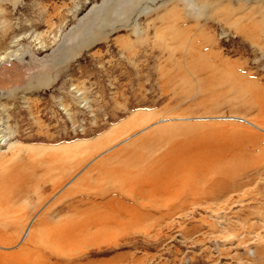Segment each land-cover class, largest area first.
<instances>
[{
    "label": "rangeland",
    "instance_id": "rangeland-1",
    "mask_svg": "<svg viewBox=\"0 0 264 264\" xmlns=\"http://www.w3.org/2000/svg\"><path fill=\"white\" fill-rule=\"evenodd\" d=\"M3 56L0 264H264V0H0Z\"/></svg>",
    "mask_w": 264,
    "mask_h": 264
},
{
    "label": "bare ground",
    "instance_id": "bare-ground-1",
    "mask_svg": "<svg viewBox=\"0 0 264 264\" xmlns=\"http://www.w3.org/2000/svg\"><path fill=\"white\" fill-rule=\"evenodd\" d=\"M7 54V53H6ZM6 56V55H5ZM5 56H3V57H0V61L3 59V58H5ZM12 59V58H11ZM4 60V59H3ZM161 128V127H160ZM189 128V127H188ZM199 157V156H198ZM175 159H177V158H175ZM182 159V158H181ZM180 159V160H181ZM186 159V158H185ZM183 160V159H182ZM173 161H174V159H173ZM177 162V164L178 163H180V162H178V161H176ZM188 163V162H187ZM176 168L179 166V165H174ZM150 181V180H149ZM158 181V180H157ZM151 182V181H150ZM186 182V181H185ZM158 183V182H157ZM134 194V193H133ZM132 195V194H131ZM143 196V195H142ZM117 197V196H116ZM123 198V197H122ZM138 198V197H137ZM119 199V198H118ZM125 199V198H124ZM133 199V198H132ZM143 199V198H142ZM116 199H114V201H115ZM121 200V199H120ZM136 200H138V199H136ZM140 200V199H139ZM138 200V201H139ZM146 200V199H145ZM152 201V200H151ZM133 202V201H132ZM108 203V202H107ZM112 203V202H111ZM120 203H121V201H120ZM114 204V203H113ZM117 204H118V202H117ZM128 204V202L126 203V205ZM130 204V203H129ZM141 204V203H140ZM133 205H135V204H133ZM142 205V204H141ZM112 206V209H113V212L114 213H117L118 215V217L119 216H121V213L122 212H124L123 210H122V212H121V208H119L120 207V205H119V207H116L115 208V204L114 205H110V207ZM132 206V205H131ZM131 206H128L129 208H131ZM136 206V205H135ZM127 207V206H126ZM133 207V206H132ZM129 208H128V210H129ZM134 208V207H133ZM95 210V209H94ZM93 210V211H94ZM134 210V209H133ZM147 211V210H146ZM103 212V211H102ZM112 212V211H111ZM119 212H120V214H119ZM101 213V212H100ZM107 213H108V211H107ZM106 213V214H107ZM113 213V214H114ZM125 213V212H124ZM123 213V215L125 216V214ZM154 213V212H153ZM166 213V212H165ZM164 213V214H165ZM103 214V213H102ZM105 214V213H104ZM103 214V215H104ZM114 215H116V214H114ZM89 216V215H88ZM99 216V215H98ZM124 216H122V217H124ZM116 216H114L113 217V215L112 216H108V214H107V217H106V219L105 220H101V221H95V222H92V224L95 226V232H99L101 229H103L104 228V230L105 229H109L111 226H108V224H110V223H113L114 224V228L116 227V224H123L125 221H121L119 218H115ZM97 218V217H96ZM133 219V218H132ZM102 223V225H100ZM136 223V222H135ZM134 223V224H135ZM97 225H100V227H98ZM131 225H132V222H131ZM138 226V225H137ZM136 226V227H137ZM112 227V228H113Z\"/></svg>",
    "mask_w": 264,
    "mask_h": 264
}]
</instances>
